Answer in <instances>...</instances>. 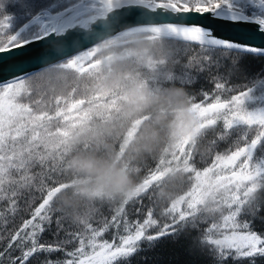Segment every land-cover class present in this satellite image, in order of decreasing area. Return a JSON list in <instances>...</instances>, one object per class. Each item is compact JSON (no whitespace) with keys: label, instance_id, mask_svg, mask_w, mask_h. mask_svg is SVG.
Listing matches in <instances>:
<instances>
[{"label":"snow or ice","instance_id":"snow-or-ice-1","mask_svg":"<svg viewBox=\"0 0 264 264\" xmlns=\"http://www.w3.org/2000/svg\"><path fill=\"white\" fill-rule=\"evenodd\" d=\"M9 6L17 11L8 12ZM98 14L105 17L102 25ZM147 20L157 21L154 30L167 31L181 45L180 80L185 86L204 74L212 84L211 90L200 91L199 100L193 96V111L211 121L212 145H225L207 171L236 179L237 187L254 173L264 175V73L252 75L241 65L246 54L264 57V0H0V53H32L26 62L13 65L11 79L0 82V264H133L169 238L185 241V254L207 264H264V205L245 210L238 197L221 223L190 226L182 209L179 214L157 213L151 202L143 203L146 197H138L132 203L139 205L131 210L134 219L125 203L109 210L98 231L81 237L50 214L48 201L57 189L41 188L39 203L29 206L27 218L15 229L8 227L21 209L23 188L18 191V185L31 179L33 168L43 167L49 145L56 142L53 122L58 129L72 126L68 122L84 103L57 104L53 113L40 100L32 101L37 70L61 57H70V67L85 65L95 51L89 50L92 39L85 34L90 27L98 37L113 28L141 30ZM221 28L233 35L221 36ZM256 39L259 45L251 43ZM81 48L84 53L73 57ZM149 176L155 178L153 172ZM191 232L204 234L195 241L199 251L189 248L186 233ZM45 234L51 238L44 240ZM98 249L102 254L90 259L88 250L95 255Z\"/></svg>","mask_w":264,"mask_h":264},{"label":"trees","instance_id":"trees-1","mask_svg":"<svg viewBox=\"0 0 264 264\" xmlns=\"http://www.w3.org/2000/svg\"><path fill=\"white\" fill-rule=\"evenodd\" d=\"M9 10L12 11L10 13L16 12L13 7ZM145 35V37L143 34L120 36V38H127L123 40V43L120 38L109 40V42L116 40V43L113 44L115 48L111 47L112 50L95 61L93 67L88 71L61 70L55 65L37 73L36 84L38 85L32 87V101L40 100L42 105L53 113H55L57 104L66 107V102L72 100H83L84 103L79 105L74 118L68 122L72 126L63 125L58 129L53 122L52 135L56 142L49 145L50 151L45 154L43 167L33 168V171L28 173L31 179L25 181L23 185H18V191L23 188L21 209L15 216L14 222L10 223L8 227L15 229L23 218H27L29 206L39 203L41 188L57 189L49 199V212L54 219L58 218L62 222L66 231L79 233L81 237H90L93 231H98L104 226L105 218L110 214L109 210H117L125 203L129 204V219H134L131 210L139 205L132 203L138 197H146L143 201L145 205L151 202L157 213H163L170 209L172 202L190 191L193 183V180L192 183L190 180L191 173L187 174L181 171L168 175L159 183L149 186L145 193L131 199L108 198L102 195L89 197L81 190L87 183L86 177L72 167L71 162L74 158L88 156L112 158L123 146L124 131L132 126L135 120L142 121L135 136L142 126L148 127L149 130L155 129L162 136L164 135L165 129L154 123L157 114L151 110L142 114L139 119L125 117L121 114L118 109L125 101L124 92L120 86L103 87L102 80L105 74L118 75L125 81L138 83L153 94L161 93L170 87H181L186 91L191 105L194 102V97L199 100L201 90L212 89L207 74L194 76L193 83L187 86L180 80L181 60L178 49L181 45L177 41L167 38L148 39L146 38L147 34ZM101 45L103 44L100 43L95 47ZM241 65L252 75L264 73V57L246 54L241 59ZM49 70H55L62 75L57 77L55 74L54 78H46V81L39 85L43 74L51 73ZM24 102H29L27 97ZM164 115L168 120L173 118L170 113ZM113 116H117L123 121L124 130L119 137L106 134L100 127L102 123H106ZM220 126L218 123L217 127ZM209 129L210 127L203 129L192 142L188 165L197 171L212 165L216 152L223 151L225 146L222 143L217 149L212 145L214 132ZM59 131H67L68 134L66 136L58 135ZM165 143L169 145L166 138L152 153L133 155L130 152L126 153L125 149L120 160L124 161L138 186L144 183L149 171H156L158 168L159 162L162 160L161 149ZM259 184L258 190L242 204L245 210H250L257 205H264V176ZM214 208L215 206L207 205L204 208H199L191 217L183 219L189 226L193 222L200 223L201 221L219 224L223 221V215ZM9 219L13 218L9 217ZM256 227L259 228L260 225L257 224ZM186 236L190 240L189 248L199 251V245L195 241L204 237V234L191 232L190 235L186 233ZM50 238L49 234H45L43 237L44 240ZM0 249H2V245H0ZM185 249V241L174 243L170 238L165 239L153 252L137 256L133 264H190V261L191 264H207L204 258L187 256Z\"/></svg>","mask_w":264,"mask_h":264},{"label":"clouds","instance_id":"clouds-1","mask_svg":"<svg viewBox=\"0 0 264 264\" xmlns=\"http://www.w3.org/2000/svg\"><path fill=\"white\" fill-rule=\"evenodd\" d=\"M105 88L120 86L124 92L125 101L120 106V112L125 117L139 119L142 114L151 110L156 113L154 123L165 129L162 136L155 129L149 130L142 126L137 135L126 145V153L133 155L152 153L166 138L170 143H178L195 123L197 117L191 110L190 99L181 87H170L163 92L153 94L138 83L125 81L118 75L105 74L102 80ZM165 113L172 114L168 120ZM123 121L113 116L100 127L111 136L119 137L124 128ZM72 167L82 173L87 180L82 191L89 197L105 196L108 198L124 197L131 199L137 194L138 185L133 180L129 169L123 160L96 156L79 157L72 160Z\"/></svg>","mask_w":264,"mask_h":264},{"label":"rangeland","instance_id":"rangeland-1","mask_svg":"<svg viewBox=\"0 0 264 264\" xmlns=\"http://www.w3.org/2000/svg\"><path fill=\"white\" fill-rule=\"evenodd\" d=\"M9 8H11V6L8 7L7 11L12 12L11 10H9ZM14 10L17 11L15 8ZM142 34L145 37L146 36L145 34L147 33H142ZM165 35L160 36L153 33V34H147L148 37L146 38L148 39L167 38L176 41L175 39L172 38V36H165ZM120 39L122 40L121 43H123L124 42L123 40H126L127 38H120ZM108 42L109 41L103 42L101 43L103 45L95 47L93 56L89 58V60L85 65H81L78 67H70L66 62L68 60H66L63 63L57 64V67L60 68L61 70L72 69L76 71L78 70L80 72L88 71L90 70L89 68L93 67L94 62L97 61L102 55L109 53V51L115 48L113 44L116 43V40L109 42V44H107ZM49 71H51V73H45L40 78L41 82L39 85L43 84L44 81H46L45 80L46 78H54L55 74L57 75V77L62 75L55 70H49ZM191 110L193 111V104L191 105ZM195 115L197 117L195 123L190 127L187 134L178 143L172 144L169 142V145L165 143V145L162 147L161 149L162 152L160 154L162 156L161 157L162 160L160 159L161 161L159 162L158 168L156 169V171L155 170L149 171V173L150 172L154 173L155 178L153 179L151 176H149L148 173L147 176L145 177L146 180L143 181L144 183L138 186L137 194L134 197L138 196L139 194L145 193L148 190L149 186L155 183H159V181L166 178L168 175L183 171L184 173L187 174L191 173L190 175L191 183L193 180L191 189L181 197L177 198L174 202H172V205L169 210H175L179 214L182 209L183 210L182 218H186L188 216L191 217V215L194 214L197 210H199V208H204L207 205H212L215 206L214 209H217L219 213L223 215V219H224L225 217L231 214L229 205L236 202L235 198L238 197L242 204L246 202L251 197V195L256 190H258L260 186L259 184L260 180L264 175H260L259 173H254V178L251 181L242 183L239 185V187H237L236 179L224 178L222 176H218L215 171H207L211 167V164L201 171H197L193 167L188 165L189 156H190L189 153L193 145L192 143L193 140L199 133L202 132L203 129L211 127V121L207 119L199 118L196 113ZM140 122H138V120H135L132 126L128 127L124 131L123 146L121 147L120 151L114 155L117 160H120L122 158L124 151L126 149V145L129 143V141L133 139V137H135V133L138 127H140L142 124ZM233 176H235V174H233ZM192 202H195V205L194 207L189 208L188 205ZM178 218L181 217L178 216ZM88 251L90 252L89 258L93 260L97 259L102 254V250L99 249L96 251L95 255H92L90 250Z\"/></svg>","mask_w":264,"mask_h":264},{"label":"water","instance_id":"water-1","mask_svg":"<svg viewBox=\"0 0 264 264\" xmlns=\"http://www.w3.org/2000/svg\"><path fill=\"white\" fill-rule=\"evenodd\" d=\"M109 11H110V9H109ZM169 18H171V17H169ZM158 19L163 20L164 17L161 16ZM104 21H105V17L103 15L98 14L97 22L102 25L104 23ZM139 27L141 28V30H135V29L129 27V28H123L120 31H117L115 28H113V29H110L108 31L101 32L98 37L93 35L96 32V29L90 27L88 30L85 31V34L90 36V38L92 39V43L89 45V49L97 46L98 44H100L102 42L109 41V39L120 37V35H124V34L131 35V33H133V34H142V33L153 34L154 33V34H157L160 36L161 35L164 36L165 34H166L165 36H170L167 31L154 30L157 28V21L147 20L142 25H140ZM218 32L223 37H229V36L233 35L230 30L223 29V28L219 29ZM234 38L239 39V37H234ZM251 43H253L254 45H259L261 43V41L259 39H256V40H253ZM84 51H85V49L81 48L78 50V52H74L72 54V56L74 57L75 55L81 54ZM31 55H32V53L21 54L20 50H17V49H13L9 53H0V82H3V80H5V79H11L12 76L10 73L12 71L13 65L18 64L22 61L26 62ZM69 58L70 57H61L59 60L50 61L48 65H45L41 69H38L37 73L43 71L44 69L54 67V65L63 63L66 60H68ZM16 74L22 75V73H20L19 71H17Z\"/></svg>","mask_w":264,"mask_h":264},{"label":"bare ground","instance_id":"bare-ground-1","mask_svg":"<svg viewBox=\"0 0 264 264\" xmlns=\"http://www.w3.org/2000/svg\"><path fill=\"white\" fill-rule=\"evenodd\" d=\"M131 34H133V33H131ZM147 34H149V33H147ZM127 35H129V34H124V35H120V36H127ZM116 38H120V37H116ZM116 38H112V39H116ZM41 72H43V71H41Z\"/></svg>","mask_w":264,"mask_h":264}]
</instances>
